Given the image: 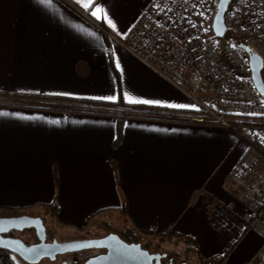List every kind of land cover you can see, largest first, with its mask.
Segmentation results:
<instances>
[{"label": "crops", "instance_id": "1", "mask_svg": "<svg viewBox=\"0 0 264 264\" xmlns=\"http://www.w3.org/2000/svg\"><path fill=\"white\" fill-rule=\"evenodd\" d=\"M155 1L0 0V210L73 230L101 212L92 227L121 218L246 264L263 246L246 202L264 159L234 129L183 119L196 103L122 45Z\"/></svg>", "mask_w": 264, "mask_h": 264}, {"label": "built area", "instance_id": "2", "mask_svg": "<svg viewBox=\"0 0 264 264\" xmlns=\"http://www.w3.org/2000/svg\"><path fill=\"white\" fill-rule=\"evenodd\" d=\"M218 2L156 0L122 45L196 103L199 113L183 119L234 129L238 122L264 120V94L250 60L252 55L261 58L264 85V0H232L224 38L213 30ZM258 136L257 131L251 134L250 150L264 159V137ZM246 204L251 212L247 228L263 239L259 253L246 264H264V187Z\"/></svg>", "mask_w": 264, "mask_h": 264}, {"label": "water", "instance_id": "3", "mask_svg": "<svg viewBox=\"0 0 264 264\" xmlns=\"http://www.w3.org/2000/svg\"><path fill=\"white\" fill-rule=\"evenodd\" d=\"M232 0H219L213 30L217 37L224 38L227 32L225 15ZM253 77L257 87L264 94V85L260 79L261 58L250 57ZM0 250L16 255L27 264H39L43 260L56 262L59 258L104 251L90 257L83 264H174L167 254H154L145 249L141 243H128L117 234H109L102 238H91L59 242L48 241V233L41 217L30 215L0 217ZM33 231L38 242L27 244L23 239L12 237L13 233ZM62 264H69L63 261ZM187 264V263H182Z\"/></svg>", "mask_w": 264, "mask_h": 264}, {"label": "rangeland", "instance_id": "4", "mask_svg": "<svg viewBox=\"0 0 264 264\" xmlns=\"http://www.w3.org/2000/svg\"><path fill=\"white\" fill-rule=\"evenodd\" d=\"M180 92L183 93L182 91H180ZM184 95H186V94H184ZM203 96L204 97L207 96V93L204 92ZM251 123L254 125H237V124H235L234 129H235L237 134L239 132L242 135L244 140L249 141V139L251 138V134H254L256 131L260 135L258 137L262 140L264 137V120H258L256 122H251ZM13 203H15V202H13ZM31 213H33V212H31ZM109 218L110 217H107L106 219H104V221L102 220V221L97 222L99 224V225H97V227L99 229H103V230L97 232L98 230H96V227L94 226V227L90 228L88 232H86V235H82L81 232H79L76 229L73 230L74 228H72V227L63 226V225L61 227L59 225L56 227L54 224H52V222L54 223V221L51 220L52 218L46 217L45 221L47 222L46 224H47V227L49 230L48 240H49V242H52L53 239H56L59 242L70 241L72 239H77V238H80L83 236H85V237L86 236L100 237V236L106 235V234L111 233V232H116V233H119L122 235V233L126 230V227H125L124 223L122 222L121 218H120V220H118L116 218H110V219ZM81 223H82L81 224L82 226L86 225L85 224L86 221H84V222L81 221ZM15 237L21 238L25 242H27V243L29 242L30 244H35L38 242L37 237L33 231H27L24 233H15ZM158 242L159 241L155 240V242H153V243L157 244ZM162 247L163 248H162L161 252H164V253L169 254V255L177 253L176 254L177 256H175L176 261H183L185 259V256H184L185 252L184 251H185L186 246H185L183 241H172V243L170 242V243L163 244ZM95 253H97V251H95ZM16 260H17L18 264H27L26 262H24L23 260H21L18 257H16ZM65 260L74 264L73 257L59 258L56 262H51L49 260H43L39 264H62V262ZM187 260L190 264H200V262H203L202 260L200 261L198 259L197 255L188 257ZM203 264H208V262L204 261Z\"/></svg>", "mask_w": 264, "mask_h": 264}, {"label": "trees", "instance_id": "5", "mask_svg": "<svg viewBox=\"0 0 264 264\" xmlns=\"http://www.w3.org/2000/svg\"><path fill=\"white\" fill-rule=\"evenodd\" d=\"M5 98V97H4ZM2 98V96H0V100L4 99ZM3 101V100H2ZM48 108L50 109H54V110H62V111H71L73 110V108H71L70 106H65L59 103H55L54 105H50ZM123 120V117H120V125L118 126V131H119V136L121 133V122ZM237 125H254L252 123H246V122H238L235 123ZM48 207V206H47ZM56 203H54L53 205L49 206V210L51 213V216L53 218L56 219ZM0 211V217H12V216H21V215H25L26 211L24 210H8V209H1ZM101 213V212H100ZM96 214L95 216H93L92 218H90V220L88 221V224L86 227L84 228H77L79 232H87L93 224V221L96 219V217L100 214ZM45 225L47 226V222L45 221ZM64 225V224H63ZM65 226L68 227H75L73 225H68L65 224ZM15 233L11 234L12 237H14ZM122 237L123 239L128 242V243H141L142 246L151 251L152 253H164L161 252L162 251V246L165 243H172V241H183L186 248H185V259L183 261H177V264H182V263H187L190 264L188 262V257L191 256H198V259L201 261L200 255L198 254L196 247H195V242L190 239V238H186L183 236H180L179 234L173 232V231H169L166 234H156V233H150V232H146V231H141L138 232V230H136V228L134 229H126L123 233H122ZM155 240L159 241L157 244L153 243L155 242ZM27 243V242H26ZM27 244H30L29 242ZM0 254L3 255L4 259H3V264H17L16 261V255L9 253L7 251L4 250H0ZM177 253L174 254H168L170 257L175 258V256ZM70 256H76L78 257V261L75 264H83L86 260H88L91 255H87L86 253H79L76 255H70ZM224 257H216L213 258L212 260L208 261V264H221V261L223 260ZM200 264H203V262H200Z\"/></svg>", "mask_w": 264, "mask_h": 264}, {"label": "flooded vegetation", "instance_id": "6", "mask_svg": "<svg viewBox=\"0 0 264 264\" xmlns=\"http://www.w3.org/2000/svg\"><path fill=\"white\" fill-rule=\"evenodd\" d=\"M46 228H47V233L49 232V230H48V227L46 226ZM96 230H98L97 232H99V231H101V230H103V229H99L98 227L96 228ZM89 231V230H88ZM87 231V232H88ZM82 233V235H86V232H81ZM109 234H117V235H119L121 238H123L122 237V235L121 234H119V233H116V232H111V233H108V234H106V235H103V236H100V237H90V236H83V237H80V238H77V239H72V240H70V241H73V240H83V239H91V238H102V237H105V236H107V235H109ZM95 235V234H94ZM14 237H15V235H14ZM53 240H55V239H53ZM52 240V241H53ZM49 241V240H48ZM62 242H65V241H62ZM102 253H104V251H97V253H95V251H93V252H90V253H86L87 255L89 254V255H91V257L92 256H96V255H100V254H102ZM152 253V252H151ZM154 254H166V253H154ZM168 255V254H167ZM65 257H73V259H74V264L78 261V257H76V256H65ZM168 257H169V259H172L173 260V262H174V264H177V261L175 260V258H172V257H170L169 255H168ZM63 258V257H62ZM66 261V260H65ZM69 264H72L71 262H68Z\"/></svg>", "mask_w": 264, "mask_h": 264}, {"label": "snow or ice", "instance_id": "7", "mask_svg": "<svg viewBox=\"0 0 264 264\" xmlns=\"http://www.w3.org/2000/svg\"><path fill=\"white\" fill-rule=\"evenodd\" d=\"M40 2H41V3H45V4H50V3H51V0H40ZM77 2H80V0H77ZM84 6H85V7H88V3H85ZM98 14H103V18L107 19V13H105V12L103 11V9L98 8V9L96 10V12H93V15H97L98 18H101V16L98 15ZM109 23H111V21H109ZM106 99L114 100L115 97H107ZM130 102L149 103V101H130ZM172 107H176V106L172 105ZM180 107H183V106H180ZM251 115H255V113H251ZM0 230H2V229H0Z\"/></svg>", "mask_w": 264, "mask_h": 264}]
</instances>
